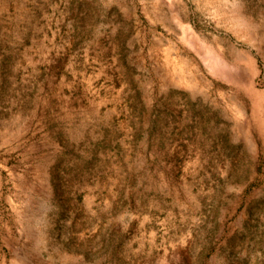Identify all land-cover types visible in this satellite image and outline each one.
Listing matches in <instances>:
<instances>
[{
  "label": "rangeland",
  "instance_id": "1",
  "mask_svg": "<svg viewBox=\"0 0 264 264\" xmlns=\"http://www.w3.org/2000/svg\"><path fill=\"white\" fill-rule=\"evenodd\" d=\"M0 264H264V0H0Z\"/></svg>",
  "mask_w": 264,
  "mask_h": 264
}]
</instances>
